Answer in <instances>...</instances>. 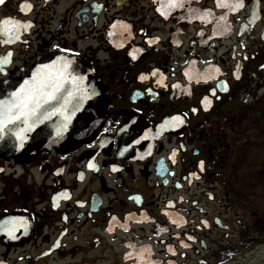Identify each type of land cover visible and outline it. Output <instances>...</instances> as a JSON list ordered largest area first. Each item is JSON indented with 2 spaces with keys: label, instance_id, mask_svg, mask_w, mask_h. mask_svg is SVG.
I'll return each mask as SVG.
<instances>
[{
  "label": "flooded vegetation",
  "instance_id": "flooded-vegetation-1",
  "mask_svg": "<svg viewBox=\"0 0 264 264\" xmlns=\"http://www.w3.org/2000/svg\"><path fill=\"white\" fill-rule=\"evenodd\" d=\"M53 53L89 64L105 122L64 152L0 154V264L264 247V0H0V85Z\"/></svg>",
  "mask_w": 264,
  "mask_h": 264
},
{
  "label": "water",
  "instance_id": "water-1",
  "mask_svg": "<svg viewBox=\"0 0 264 264\" xmlns=\"http://www.w3.org/2000/svg\"><path fill=\"white\" fill-rule=\"evenodd\" d=\"M31 67L21 78L0 85V101L14 99L12 94L25 81L32 84L49 75L59 79L62 73L58 99L41 105L42 110L46 108L44 117L8 124L0 133V154L29 160L43 152H64L93 139L105 122L106 98L89 64L77 57L53 53Z\"/></svg>",
  "mask_w": 264,
  "mask_h": 264
},
{
  "label": "snow or ice",
  "instance_id": "snow-or-ice-1",
  "mask_svg": "<svg viewBox=\"0 0 264 264\" xmlns=\"http://www.w3.org/2000/svg\"><path fill=\"white\" fill-rule=\"evenodd\" d=\"M5 31L8 32L11 29H5ZM16 32H19V27L16 28ZM0 62L6 63L7 59L5 58ZM44 67L47 68L48 66ZM141 78L144 79L145 77ZM62 80L63 76L61 73L59 79L49 75L40 81L34 80L32 84L25 81V85L18 92L12 94L14 99L0 101V133L10 123L20 120L26 123L31 117L39 118L37 110L41 108V105L58 99L56 93L60 91ZM92 166L91 164L89 165V167Z\"/></svg>",
  "mask_w": 264,
  "mask_h": 264
},
{
  "label": "rangeland",
  "instance_id": "rangeland-1",
  "mask_svg": "<svg viewBox=\"0 0 264 264\" xmlns=\"http://www.w3.org/2000/svg\"><path fill=\"white\" fill-rule=\"evenodd\" d=\"M235 264H264V247L246 257L244 261Z\"/></svg>",
  "mask_w": 264,
  "mask_h": 264
}]
</instances>
